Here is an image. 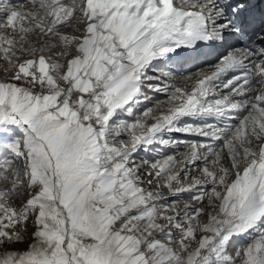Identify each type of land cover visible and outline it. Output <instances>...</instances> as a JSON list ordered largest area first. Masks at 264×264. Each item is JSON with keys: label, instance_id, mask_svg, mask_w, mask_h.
<instances>
[{"label": "snow or ice", "instance_id": "1", "mask_svg": "<svg viewBox=\"0 0 264 264\" xmlns=\"http://www.w3.org/2000/svg\"><path fill=\"white\" fill-rule=\"evenodd\" d=\"M253 9L0 0V264H264V10ZM180 144L181 160L136 162Z\"/></svg>", "mask_w": 264, "mask_h": 264}, {"label": "rangeland", "instance_id": "2", "mask_svg": "<svg viewBox=\"0 0 264 264\" xmlns=\"http://www.w3.org/2000/svg\"><path fill=\"white\" fill-rule=\"evenodd\" d=\"M11 1H12V0H11ZM24 2H25V1H23V2H21V3H24ZM165 98H166V97H165V95L163 94L162 97H158V98H156L155 100H163V99H165ZM155 100H154V98H153V102H155ZM146 106L151 107L152 105H151V104H147ZM143 107H144V106H142L141 109L137 110V115H139L140 112L143 111ZM177 136H178V135H177ZM175 139L179 140V138H175ZM180 145H182V144H180ZM182 148H184V149H179V152H176V154H175V153L172 154V155H176L178 160L183 159V153L186 152V151L188 150L186 147H182ZM161 158H162V157H161ZM135 159H137V157H135ZM145 159H146V158H144L143 161H145ZM136 162H137V161H136ZM151 162H153V161H151ZM151 162H150V163H151ZM137 163H142V159L139 158ZM225 163H226V161H225ZM226 164H227V163H226ZM198 168H199V167H198ZM198 168H196L195 166L190 168V172H192V171H194V170L196 171V172H194V173H195V176H197V177H199V175H200V173H199V171H198ZM193 169H194V170H193ZM184 183H188V181H185ZM164 194H165V196H168V202H172L173 200H177V201H179V207H180L181 209L183 208V206H184L185 203H194V202L192 201L191 197H192V195L195 194V193H183V194H179V195L176 196V197H171V196L168 195L167 191L164 190ZM29 229L31 230V224L29 225ZM20 247H24V245L22 244V245H20Z\"/></svg>", "mask_w": 264, "mask_h": 264}, {"label": "bare ground", "instance_id": "3", "mask_svg": "<svg viewBox=\"0 0 264 264\" xmlns=\"http://www.w3.org/2000/svg\"><path fill=\"white\" fill-rule=\"evenodd\" d=\"M218 142V141H217ZM217 142H215V143H217ZM174 147V149H172L173 150V152L176 154V152H179V149H184V148H182V146H173ZM226 163H228L227 161H226ZM191 167H194V166H190V168ZM196 168H198V166H195ZM203 167V166H202ZM201 167V168H202ZM194 170V169H193ZM194 172H196L195 170L194 171H192V172H190V174L191 175H195V173ZM200 176V175H199ZM185 182V181H184Z\"/></svg>", "mask_w": 264, "mask_h": 264}]
</instances>
